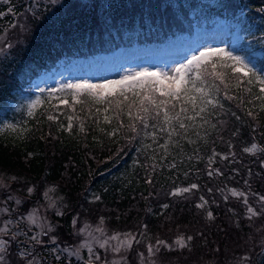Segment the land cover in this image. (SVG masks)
<instances>
[{"label":"trees","instance_id":"obj_1","mask_svg":"<svg viewBox=\"0 0 264 264\" xmlns=\"http://www.w3.org/2000/svg\"><path fill=\"white\" fill-rule=\"evenodd\" d=\"M177 1L179 9L183 5L187 9L148 11L149 0H139L138 7L135 0H108L100 9L82 3L67 6L71 2L63 1L56 14L35 21L19 50L0 63V111L10 100L35 99L37 95L24 86L61 61L92 59L120 47L164 41L191 32L194 24L212 21L216 15L235 21L237 29L231 30H237L242 44L235 51L251 52L264 70V0ZM232 44L229 40L227 45ZM257 93V86H252V95ZM229 94L251 98L242 90ZM80 99L82 102L73 104L69 96V107L47 96L28 118L22 137L0 134V171L26 181H62L65 195L73 201L86 200L88 210L105 216L111 227L127 230L147 225L152 241L181 232L187 238L191 231L197 232L193 246L169 254L177 260L175 264L183 259L201 264L212 258L220 263L228 251L235 253L244 247L246 236L255 235V229L242 222L247 216L245 196H234L231 189L244 193L251 202L264 196V112L259 111L258 102L253 108L252 104L221 97L223 108L209 109L214 114L207 117V125L196 130L198 136L191 129L187 137L174 135L165 151L159 145L165 143L166 136L153 143L150 136H136L126 128L111 135L119 127L116 113L111 109L105 113V105L87 97ZM96 108H100L99 113ZM249 108L255 119L246 114ZM49 116L56 119L49 120ZM120 120L129 123L126 116ZM253 144L257 145L254 152L244 151ZM209 171H213L212 176ZM192 184L199 187L171 194ZM13 187H19L15 181ZM78 193L85 194L79 197ZM201 203L203 208L198 207ZM65 223L69 225L70 220ZM166 231L170 237L164 235ZM158 252L161 256L167 250ZM257 264H264V253Z\"/></svg>","mask_w":264,"mask_h":264},{"label":"rangeland","instance_id":"obj_2","mask_svg":"<svg viewBox=\"0 0 264 264\" xmlns=\"http://www.w3.org/2000/svg\"><path fill=\"white\" fill-rule=\"evenodd\" d=\"M63 1L66 3L71 2L67 6L82 3L85 6H97L98 9L107 5L108 2V0H0V13H4V15L0 16V26H3L0 32V48L4 49L3 52H0V63L19 50V44L25 39L23 37L24 34H27V29L35 21L47 19L54 12L56 14L59 8L64 5ZM138 1L135 0L137 7L139 5ZM151 1L149 0L147 6L149 7L148 11L151 10L158 13L161 8H170L174 12H180L183 9H187L184 5L182 9H179V2L177 0H165L162 4H160L161 0H156L150 7ZM168 4L171 6L167 7ZM10 7L13 9L12 12H8ZM215 17V20L203 22L199 26L194 24L191 32H187L188 35L169 36L170 38L162 44L119 49L110 54L98 55L92 59L76 58L71 62L61 61L57 68L44 71L40 76L24 86V90L27 92L37 94L35 99L22 98L10 100L8 105L1 109L0 134L7 138L22 137L27 131L28 118L35 114L37 109L46 102L49 90L59 88L61 84L74 83L78 80H89L93 83H99L104 80L119 79L126 73L139 71L143 68L150 70L158 68L163 71H169L178 63L190 59L192 54L204 47L226 48L236 55L248 57L258 69H261L257 63V59L251 52L237 53L235 51L242 48L241 37L237 33L235 21L230 16L220 17L216 15ZM233 27L236 29L231 30ZM107 30L108 28L105 31ZM110 32L106 33L109 34ZM202 39L205 40L203 41ZM229 40H232L233 44L228 47L227 43ZM9 43L12 45L11 48L6 47ZM150 48L155 49L152 50ZM170 48H174L176 53L171 56H163L164 59L167 57L171 59L164 62L162 56L157 53L169 50ZM126 52L128 53L125 55ZM115 63H118V65L112 69ZM167 63H171L172 65H168ZM40 89H44L45 91L41 92ZM57 95L62 96L61 93ZM37 98H40L41 103L33 108L32 114L29 115V106ZM14 181L19 186L17 189L13 187ZM64 187L65 183L63 184L62 181L54 184L43 179L39 181H26L25 178H17L14 173L10 174L9 172L0 171V209L7 207L11 213L0 212V227L3 226L4 221H15L21 215L25 217L19 225V229L24 234L18 236V240L23 243H12L8 254L9 264H26V261L18 256V252L25 247L30 253L28 259H32L33 264H86L90 256L88 247L83 246L85 243L92 248L93 252L100 256V260L94 261V264H103L105 259L108 261L120 260L122 256L126 257L127 264H175L177 260L168 257L169 254L173 251L187 249L189 246H193V243H196L194 237L197 232L191 231L192 234L189 236L193 239L188 241L185 238L186 246L181 248L176 241L179 237L183 236L181 235L182 232L180 234L173 233L172 238L164 240L172 246L171 249L165 248L167 252L164 255L159 256V252H155L153 255L147 251V243L155 245L156 241H152L148 228L145 229L143 226L127 230L113 228L108 222L109 219L105 218V216L102 217L95 214L94 211L88 210V202L86 200L78 198L79 201H73L65 195L62 192ZM30 188L33 191L29 192L28 189ZM46 193L47 195H45ZM81 194L85 193H78V196L80 197ZM9 197H13V199H9ZM17 199L21 201L20 204L15 203ZM251 200L247 198L248 206L254 208L260 215H250L247 211L248 206L244 205L243 209L246 211L247 216L242 222L245 221L248 226H252L256 231L255 235L246 236L244 247H241V250L235 251V253L228 251L227 258L221 260L220 263L214 258L210 259L211 256L208 255L209 262L208 260H203L201 264L258 263L261 255L264 253V202H258L259 199L254 202H251ZM33 210H35V224L26 219L27 215L33 212ZM68 220H70L69 225L65 223ZM42 228L43 232H46L47 235L43 234ZM99 229L103 231L101 232ZM12 231H17V228L13 227ZM198 231L201 232V230ZM37 233H40V239L43 241L42 244H33L30 240V237ZM128 233L134 235L140 242H133L132 248L127 252L123 249L120 253L112 252L111 248L117 244V241L110 240L109 238L120 234V239L123 240L125 239V234ZM168 233L166 231L164 235L170 237L171 235ZM53 236L56 237L55 241L51 239ZM4 238L8 239L9 237ZM105 239H109V243L106 246L107 250L101 248L98 243V241L102 242ZM43 246L47 247L44 248ZM63 249H68V251H63ZM77 249L79 250L78 256L70 254ZM140 253H143V256H140ZM203 255L206 256L207 252H204ZM179 264L198 263L194 262V260L183 259Z\"/></svg>","mask_w":264,"mask_h":264},{"label":"snow or ice","instance_id":"obj_3","mask_svg":"<svg viewBox=\"0 0 264 264\" xmlns=\"http://www.w3.org/2000/svg\"><path fill=\"white\" fill-rule=\"evenodd\" d=\"M12 11L13 9L10 7L8 12ZM2 15L4 13H0V16ZM6 47L11 48L12 45L9 43ZM3 51L4 49L0 48V52ZM252 86L258 88V93L254 96L252 95ZM233 90L236 93L242 90L251 98L246 99L239 94L230 95V91ZM40 91L45 90L40 89ZM56 93L63 94V97L55 95ZM49 96L59 100V104L69 107L72 106L69 105V96H71L73 104L82 102L81 97H87L95 104H103L105 105V113L110 109L116 113L119 127L114 129L111 135H115L117 131L126 128L136 136L141 133L145 137L150 136L153 143L160 136H166L165 143L159 145L166 151L174 135L177 138L187 137L191 129L198 136L199 132L196 130L207 125L209 123L207 117L214 114L209 109L223 108L221 97L238 101L241 105L245 103L252 104L253 108L257 106L258 102L259 111L264 112V70L258 69L248 57L236 55L226 48L204 47L192 54L190 59L178 63L169 71L158 68L155 70L143 68L139 71L126 73L119 79L104 80L99 83H93L89 80L68 82L61 84L59 88L50 89ZM40 103V98L32 101L29 106V115L32 114V109ZM95 111L99 113L100 108H96ZM246 114L253 117V119L256 118L252 108L246 109ZM121 116L127 117L129 121L127 125L120 120ZM48 119L53 120L56 117L49 116ZM68 119L71 121L72 117H68ZM105 120H108L107 115H105ZM71 127L72 125L69 123V130ZM81 128H83V124H81ZM256 148L257 145L253 144L251 147L245 148L244 151L254 152ZM214 155L216 154L214 153ZM227 158V156L224 157V159ZM212 162L213 160L210 157L209 163ZM215 171L218 172L219 170ZM208 175L212 176L213 171H209ZM198 187L197 184H192L190 188L176 189L171 194L177 195L178 193L189 192ZM28 191L31 192L33 189L30 188ZM208 191H211V189ZM231 192L234 196H245L244 203L248 204L244 193H238L235 189H231ZM9 199H13V197H9ZM95 199H99V197L97 196ZM201 199L203 200V197ZM258 202H264V196H259ZM15 203L20 204L21 201L17 199ZM164 207L168 206L164 205ZM198 207L203 208L204 204L201 203ZM247 211L252 216L260 215L251 206H248ZM0 212L11 214L7 207L0 209ZM34 215L35 210L26 217L32 224L36 223ZM208 216L209 218L212 217L210 211ZM24 219L25 217L21 215L15 221H4L3 226L0 227V264H9L8 254L12 243H23L18 240V236L24 234L19 229V225ZM13 227H16L17 231H12ZM144 228L146 229L147 225H144ZM99 231L102 232L103 230L99 229ZM43 234L47 235L46 232H43ZM4 237L9 238L5 239ZM51 239L55 241L56 237L53 236ZM109 239L117 241V244L111 248L114 253H120L122 249L127 252L132 248L133 242H140L131 233L125 234L123 240L120 239V234H116ZM109 239L102 242L98 241L100 247L107 250L106 246ZM192 239L191 236L187 237L188 241ZM30 240L33 244L43 243L40 239V233L31 236ZM176 243L181 248L186 246L183 236L179 237ZM83 246L89 249L90 259L86 264H94V261L100 260L99 254L93 252L87 243ZM162 247L171 249L172 246L164 240H157L155 245L147 243V251L153 255ZM63 251H68V249H63ZM70 254L78 256L79 250L77 249ZM29 255L30 253L26 247L18 252V256L26 261V264H33V260L28 259ZM139 255L143 256V253ZM121 262L127 264L126 257L122 256L120 260L112 261L105 259L103 264H121Z\"/></svg>","mask_w":264,"mask_h":264},{"label":"bare ground","instance_id":"obj_4","mask_svg":"<svg viewBox=\"0 0 264 264\" xmlns=\"http://www.w3.org/2000/svg\"><path fill=\"white\" fill-rule=\"evenodd\" d=\"M169 38H167V39H165L166 41L168 40ZM165 40L164 41H160L159 42V44H162V43H164L165 42ZM203 41L205 40V39H202ZM149 45H151V44H153L152 42L151 43H148ZM144 46V45H143ZM122 48V47H121ZM150 49H155V48H150ZM128 52H126L125 53V55L127 54ZM176 52L174 51V48H170L169 50H166V51H163V52H158L157 54H159V55H161L162 56V58H163V56H171V55H174ZM166 60H171L170 59V57H167L166 59H164L163 58V61L165 62ZM168 65H172L171 63H167ZM118 65V63H115L113 66L114 67H112V69H114L116 66ZM110 70V69H109ZM110 72H112V71H110Z\"/></svg>","mask_w":264,"mask_h":264}]
</instances>
